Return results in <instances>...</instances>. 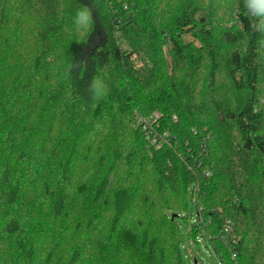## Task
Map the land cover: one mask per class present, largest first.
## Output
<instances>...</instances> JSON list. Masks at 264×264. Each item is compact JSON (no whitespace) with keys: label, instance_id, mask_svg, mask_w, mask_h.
<instances>
[{"label":"trees","instance_id":"obj_1","mask_svg":"<svg viewBox=\"0 0 264 264\" xmlns=\"http://www.w3.org/2000/svg\"><path fill=\"white\" fill-rule=\"evenodd\" d=\"M259 36L242 0H0V264H185L189 193L192 243L264 264Z\"/></svg>","mask_w":264,"mask_h":264},{"label":"clouds","instance_id":"obj_2","mask_svg":"<svg viewBox=\"0 0 264 264\" xmlns=\"http://www.w3.org/2000/svg\"><path fill=\"white\" fill-rule=\"evenodd\" d=\"M243 7L247 12L250 29L253 33H259L257 39V52L264 55V0H242ZM73 23L78 32L88 33L93 26V9L88 6H81L73 17ZM78 65L70 64L66 70V76L71 78V72ZM109 88L103 78L95 75L88 86V93L91 101L102 100L108 95Z\"/></svg>","mask_w":264,"mask_h":264},{"label":"rangeland","instance_id":"obj_3","mask_svg":"<svg viewBox=\"0 0 264 264\" xmlns=\"http://www.w3.org/2000/svg\"><path fill=\"white\" fill-rule=\"evenodd\" d=\"M190 40V39H189ZM123 51L128 50L126 44L121 45ZM163 50L166 51L164 48ZM227 52L226 49L220 54L222 57ZM224 76V75H223ZM225 76L220 81L225 84ZM196 207L195 203L190 197V193L187 198L186 210L180 213L176 222L180 227L181 233L184 237V243L181 244V253L185 264H220V259L215 251L214 245L212 242L208 241L204 236L197 238V244L192 243L189 237V228L190 225L196 220ZM188 257L192 258V263L188 261ZM191 260V259H190Z\"/></svg>","mask_w":264,"mask_h":264},{"label":"built area","instance_id":"obj_4","mask_svg":"<svg viewBox=\"0 0 264 264\" xmlns=\"http://www.w3.org/2000/svg\"><path fill=\"white\" fill-rule=\"evenodd\" d=\"M158 114L154 112L149 117H137L135 119V124L139 126L141 131H143L147 137L150 139V142L153 146L160 148L165 143V137L167 136L166 133L162 135L158 134V122H157ZM208 174H206L207 176ZM227 230L230 231V223H226Z\"/></svg>","mask_w":264,"mask_h":264},{"label":"water","instance_id":"obj_5","mask_svg":"<svg viewBox=\"0 0 264 264\" xmlns=\"http://www.w3.org/2000/svg\"><path fill=\"white\" fill-rule=\"evenodd\" d=\"M177 215H173L172 217H171V220H173L174 219V217H176Z\"/></svg>","mask_w":264,"mask_h":264}]
</instances>
